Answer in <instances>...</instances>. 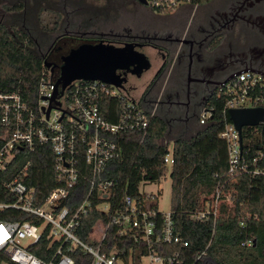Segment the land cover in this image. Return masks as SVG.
Here are the masks:
<instances>
[{"label": "built area", "instance_id": "1", "mask_svg": "<svg viewBox=\"0 0 264 264\" xmlns=\"http://www.w3.org/2000/svg\"><path fill=\"white\" fill-rule=\"evenodd\" d=\"M147 3L151 10L160 14H173L187 8L196 11L199 8L196 0H147ZM46 69L49 74H43L37 89V112H29L27 119H23V113H27L28 108L17 96L0 97L3 101H13L12 105L4 103V122L10 111L13 110L16 115V131L0 151V172L8 169L16 152L25 148L33 151L37 145H47L55 156L58 186L39 204L35 189L20 178L5 185L14 200L0 203V212L15 210L23 213L25 219L0 222V253L13 264H75L73 255L77 250L91 258L90 264H132L131 254L127 255L125 246L118 249L108 243L109 233L115 230L114 235L123 243L133 240L135 244L147 248L148 253L142 257L143 264L178 262L179 252L167 259L156 252L155 246L160 243H179L184 247L188 243L175 232L171 212L164 215L159 207L152 209L151 202L158 205V197L141 192V188L149 183L141 182L139 196L134 198L127 186L120 188L116 179L104 176L109 162L120 154V145L115 137L129 131H140L143 139L146 138L150 120L157 115V105L146 109L143 103L131 97L128 88L83 80L73 82L52 103L50 99L59 77L55 78V74ZM220 90L228 97L224 120L230 110L264 108L262 74L240 72ZM105 98L125 100L122 115L116 123H111L104 116L101 104ZM50 106L52 109L47 116ZM212 110L209 106L201 109L198 117L200 126L212 117ZM220 137L228 144L229 176L247 173L240 136L231 122L225 125ZM164 163L166 166L174 164L172 151L169 150ZM29 166L28 163L21 175L26 174ZM257 173L260 172H254ZM80 183L89 185V191L72 213L68 206L62 204ZM221 198L220 189L203 197V209L188 215L189 219L201 223L210 218L215 220ZM93 211L101 217L87 232L86 242L80 236L82 221ZM160 217L162 223L158 231ZM42 241L48 244V260L40 259L31 251ZM245 245L251 246L252 240Z\"/></svg>", "mask_w": 264, "mask_h": 264}, {"label": "trees", "instance_id": "2", "mask_svg": "<svg viewBox=\"0 0 264 264\" xmlns=\"http://www.w3.org/2000/svg\"><path fill=\"white\" fill-rule=\"evenodd\" d=\"M211 1L196 0L199 8ZM17 7L20 6L9 10ZM156 14L166 16L170 12ZM44 63L45 59L34 50V44L25 32H12L0 22V97L17 96L28 108V112L23 113L24 120L29 112H37V89L43 74H49ZM227 98L223 91H217L206 105L213 109L206 124L199 125L190 139L178 138L173 142L170 212L175 232L188 245L160 243L155 249L166 259L179 252V260L174 264H264V125L243 128L242 157L248 172L230 177L228 144L220 137L225 125L230 123L229 116L224 120ZM4 103L12 105L13 101L0 100V151L16 131L13 110L4 122ZM124 107L125 100L121 99L105 98L101 104L105 118L111 123L119 120ZM166 136V124L159 115L151 118L144 139L140 131L118 135L115 139L120 145L119 157L109 162L104 176L116 179L120 188L127 186L129 194L137 198L141 182L160 180L167 168L164 158L170 145L161 142ZM28 163L26 174L21 175ZM256 171L260 173L254 174ZM16 178L35 189L39 204L44 202L58 186L56 160L50 147L37 145L33 151L25 148L16 152L8 169L0 172V203L13 202L5 185ZM217 189L221 190L222 198L216 219L202 223L190 220L188 215L203 209V197L215 194ZM88 191L89 185L80 183L62 206H68L74 213ZM151 207L158 209L156 202H151ZM100 217L93 211L91 216L83 219L80 230L83 241H88L87 232ZM24 219L25 215L15 210L0 212V222ZM161 223L160 217L158 231ZM114 234L115 230H112L108 235L111 247L122 249L125 246L127 255L131 254L132 264H143L142 257L148 253L147 248L133 240L123 243ZM250 240L252 245L246 246ZM47 246V242L42 241L31 251L40 259L48 260ZM73 259L75 264L91 262V258L80 250L75 252ZM4 262L13 264L0 253V264Z\"/></svg>", "mask_w": 264, "mask_h": 264}, {"label": "flooded vegetation", "instance_id": "3", "mask_svg": "<svg viewBox=\"0 0 264 264\" xmlns=\"http://www.w3.org/2000/svg\"><path fill=\"white\" fill-rule=\"evenodd\" d=\"M131 1L137 8L149 10L153 19H163L162 22L147 23L141 28L127 27L122 17L110 15L85 20L94 29L110 24L109 33L95 32L97 29L78 33L75 28L82 27L83 22L72 15L75 11L71 15L65 13L66 20L55 24L57 32L41 34L37 43L45 47L46 52L39 55L55 65L54 74L60 76L63 59L68 55H61L62 44H76L72 50L98 43L118 48L133 44L141 52L152 48L161 65L147 90L158 88L159 116L169 127L171 123L183 124V129H190L201 109L228 79L245 70L264 76V0H212L202 6L212 5L210 10L192 12V20L188 16L176 20L169 15L159 17L148 5ZM118 73L125 76L128 83L138 78L130 72ZM148 99L149 103L153 101Z\"/></svg>", "mask_w": 264, "mask_h": 264}, {"label": "rangeland", "instance_id": "4", "mask_svg": "<svg viewBox=\"0 0 264 264\" xmlns=\"http://www.w3.org/2000/svg\"><path fill=\"white\" fill-rule=\"evenodd\" d=\"M206 5V4H204ZM203 5V6H204ZM14 6L17 7L15 10H9ZM210 6V5H209ZM212 6V5H211ZM210 6V7H211ZM210 7H201L197 11H208ZM96 9L92 11L90 9ZM75 11L72 15L78 17L79 21L83 22L82 27L75 28V32L83 33L90 32L95 29V32L105 31L109 33L108 30L111 28V25H105V27H95L89 25L90 21L88 19H95L96 17H105L110 15H115L122 17L124 20V25L127 27L141 28L143 25L152 22L154 24L162 22L163 19H153L149 10L144 8H137L133 5L131 0H0V22L4 23L12 32H25L29 38L32 40V45L34 44V50L36 52L45 53L46 48L39 46L41 34L45 32L55 31V24L61 21L66 20V14ZM176 11L171 16L170 19L176 20L177 18H188L191 19V13L189 8L185 12ZM190 12V13H189ZM195 11H193L194 13ZM66 13V14H65ZM159 17H165V15L156 14ZM194 15V14H193ZM168 16V15H167ZM71 17V16H70ZM84 18V19H83ZM45 19V20H44ZM86 20V21H85ZM84 23L86 25L84 26ZM87 25L88 28L86 27ZM129 29V28H128ZM150 31V29H149ZM151 35V34H150ZM149 35V36H150ZM76 44L68 43L62 44L61 55H67L74 48ZM143 52L148 56L151 61L152 68L146 72L141 78H132L127 84L126 88L130 89L131 97L136 99L137 102L143 103L146 101V96H143V93L146 91L148 86L152 83V79L156 74L157 69L161 65V60L157 57L156 52L151 48H146ZM53 61H55V56H53ZM59 75H55V78H58ZM143 92V93H140ZM141 94V95H140ZM151 99L152 102H148V106H151L150 109L154 108L160 100V93L158 88L155 90L152 89L147 96ZM148 99V100H149ZM156 114L159 115L158 105L156 108ZM198 116L195 118L194 123L191 125L190 129H183L182 125H176L175 123L170 126L169 134L161 142L168 143L170 152L173 150V142L178 139H190L194 133L199 128ZM142 193H149L156 195L158 197V207L159 211L166 215L170 213L171 210V165H167V168L161 177L160 180L156 182H151L146 186L141 188ZM2 264H10L4 262Z\"/></svg>", "mask_w": 264, "mask_h": 264}, {"label": "water", "instance_id": "5", "mask_svg": "<svg viewBox=\"0 0 264 264\" xmlns=\"http://www.w3.org/2000/svg\"><path fill=\"white\" fill-rule=\"evenodd\" d=\"M144 6L147 0H138ZM45 67L52 73L55 65L45 60ZM152 64L148 56L137 50L133 44L122 48L104 43L85 44L72 50L63 59L60 76L55 84V91L50 101L53 103L59 95L75 81L103 82L120 89H126L128 79L118 72L125 71L140 78L144 72L151 70ZM250 71V70H245ZM126 75V74H125ZM232 79V78H231ZM231 79L223 84L226 85ZM52 106L47 110L49 115ZM230 122L235 126L242 144V131L246 127H257L264 122V108L239 109L229 111Z\"/></svg>", "mask_w": 264, "mask_h": 264}, {"label": "crops", "instance_id": "6", "mask_svg": "<svg viewBox=\"0 0 264 264\" xmlns=\"http://www.w3.org/2000/svg\"><path fill=\"white\" fill-rule=\"evenodd\" d=\"M183 11H185V9L179 10V12H183ZM179 12H177V13H179ZM151 50H152V48H151ZM147 91H148V93L151 92V90H147V89H146V91H145L144 93H143V92H140V93H143V96H144L145 93H146ZM148 93H147V94H148ZM147 94H146V95H147ZM140 95H141V94H140ZM147 98H148V97H147ZM147 98H146V99H147ZM143 104H144V106H145L146 109H150L151 106H148V107H147L148 103H147L146 101H144ZM165 124H166V123H165ZM166 128H167V135H168V134H169V129H170V127L168 126V124H166Z\"/></svg>", "mask_w": 264, "mask_h": 264}]
</instances>
